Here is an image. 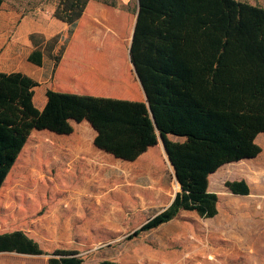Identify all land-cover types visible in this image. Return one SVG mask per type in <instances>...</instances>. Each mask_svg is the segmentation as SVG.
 <instances>
[{
    "label": "trees",
    "instance_id": "16d2710c",
    "mask_svg": "<svg viewBox=\"0 0 264 264\" xmlns=\"http://www.w3.org/2000/svg\"><path fill=\"white\" fill-rule=\"evenodd\" d=\"M87 2L58 0L52 16L69 25L68 37ZM30 38L35 49L28 60L40 65L46 50L56 66L66 44L54 53L60 35ZM129 54L147 103L47 89L38 109L37 81L0 72V187L33 129L70 134L71 120H86L96 131L94 145L123 160H135L158 136L163 141L179 190L134 233L167 223L182 210L203 218L218 213L209 175L261 152L255 138L264 132V7L245 0H139ZM225 186L249 194L243 178ZM0 252L48 254L46 264H86L76 249L45 252L22 230L0 233ZM96 264L119 263L104 258Z\"/></svg>",
    "mask_w": 264,
    "mask_h": 264
},
{
    "label": "rangeland",
    "instance_id": "374dc122",
    "mask_svg": "<svg viewBox=\"0 0 264 264\" xmlns=\"http://www.w3.org/2000/svg\"><path fill=\"white\" fill-rule=\"evenodd\" d=\"M245 1L264 5V0ZM57 2L16 1L18 15L26 18L19 30L27 32L41 25L45 34L55 30L62 22L48 26L28 19L33 10ZM58 35L54 53L68 39V34ZM44 88H35L37 106ZM80 127L81 123L75 125V131ZM53 135L46 129H33L25 147L28 154L36 151L37 158L27 166L14 165L3 181L0 212L13 220L0 231L19 228L25 220L30 225L34 219L38 244L45 252L57 247L76 249L86 264L104 258L119 264H264V132L255 139L262 148L256 157L225 164L210 177L209 189L218 195L214 217L180 211L169 222L138 234L134 232L179 190L161 143L153 159L133 164L104 152L106 161L103 152H92L87 145L82 146L80 156L50 160L48 144L65 143ZM66 174L75 179L65 181ZM242 175L247 177L249 194H233L225 181ZM21 213L23 219L14 218ZM47 258L48 254L1 252L0 264H46Z\"/></svg>",
    "mask_w": 264,
    "mask_h": 264
},
{
    "label": "crops",
    "instance_id": "0c3cea01",
    "mask_svg": "<svg viewBox=\"0 0 264 264\" xmlns=\"http://www.w3.org/2000/svg\"><path fill=\"white\" fill-rule=\"evenodd\" d=\"M16 1L18 0H2L0 6V72H22L37 81V86L44 85L43 96L41 95L40 104L38 106L34 103L33 94V103L38 109H42L46 102L45 93L47 89L116 99L143 101L147 103V97L141 80L131 62L129 54L139 0H118L115 6L104 3L101 0H88L72 33L66 41L65 48L56 66H54L53 59L48 56L46 50L42 53V63L40 65L28 60V55L35 49L30 35L32 33H41L47 39L59 33L66 35L69 25L52 16L55 8L54 4L47 9L33 10L34 13L30 17L31 19L28 20L33 19L38 23L43 22L47 25H55L56 21L62 22L55 30L50 31L49 34H45L47 30L43 29L41 25L27 32H21L19 26L23 19L26 20V18H20V15H18L17 7L19 5ZM249 3L264 7V5L255 2ZM49 29L51 30V27H49ZM37 86L34 87V91ZM71 123L74 130L70 134H56L50 131L58 135V137L56 136L54 138L65 140L64 144L57 142H51L50 146L48 144L50 160H56L57 158L65 159L72 155L75 157L80 156L82 146L85 145H87L88 149L92 152L95 149L103 153L105 152L94 145L93 140L96 131L88 121L83 120L81 122H76L71 120ZM80 123V129L75 131V125ZM168 137L172 140H184V137L173 134H169ZM159 142L161 143L162 151L174 173L173 166L167 157L160 136H158V141L155 145L148 147V149L141 153L135 160L128 161L130 162L129 164L153 159L156 149L159 150ZM25 146L26 142L19 152L13 166L18 163L22 166H27L33 163L37 158L38 153L32 150V152L28 154ZM101 157L109 161L106 159L107 155L105 153L104 156L102 155ZM110 157L111 156H109V158ZM245 159L248 158H243L239 161L242 162ZM225 164L219 168L224 167ZM213 173L208 177V189L210 186V177ZM64 177L63 179L65 181L75 179L71 174H66ZM242 178L246 180L247 177L246 175H242L238 179ZM1 199L2 195H0V201ZM5 204L8 206V202ZM7 216V212L4 214L0 212V227L7 226L9 222H12L13 218L11 219ZM14 218L21 220L23 219V214H18ZM36 228L37 221L35 220L34 222V219H31L30 225L29 222L25 220L21 222L19 228L0 231V233L22 230L29 237L38 242Z\"/></svg>",
    "mask_w": 264,
    "mask_h": 264
},
{
    "label": "water",
    "instance_id": "95a60500",
    "mask_svg": "<svg viewBox=\"0 0 264 264\" xmlns=\"http://www.w3.org/2000/svg\"><path fill=\"white\" fill-rule=\"evenodd\" d=\"M165 152H166V150H165ZM167 154V153H166ZM167 157H168V155H167ZM169 159V158H168ZM170 161V160H169ZM171 163V162H170ZM175 176V175H174ZM175 179H176V177H175Z\"/></svg>",
    "mask_w": 264,
    "mask_h": 264
}]
</instances>
